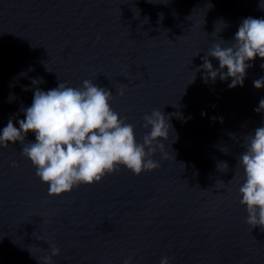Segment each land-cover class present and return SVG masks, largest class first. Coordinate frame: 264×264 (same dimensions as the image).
Wrapping results in <instances>:
<instances>
[{
	"label": "water",
	"instance_id": "obj_1",
	"mask_svg": "<svg viewBox=\"0 0 264 264\" xmlns=\"http://www.w3.org/2000/svg\"><path fill=\"white\" fill-rule=\"evenodd\" d=\"M247 17L264 18V0H0V130L10 118L19 127L35 87L86 79L112 92L138 143L154 109L171 125L151 157L158 168L136 175L121 165L60 195L19 141L0 147V264H44L53 245L50 264H264V230L246 223L238 163L245 136L264 126L254 111L264 87L253 86L264 59L247 61L234 88L231 78L205 82L200 68ZM34 140L29 132L25 143Z\"/></svg>",
	"mask_w": 264,
	"mask_h": 264
},
{
	"label": "clouds",
	"instance_id": "obj_2",
	"mask_svg": "<svg viewBox=\"0 0 264 264\" xmlns=\"http://www.w3.org/2000/svg\"><path fill=\"white\" fill-rule=\"evenodd\" d=\"M225 44H214L202 58L203 79L207 82L215 81L217 76L221 81L231 78L229 88L243 86L246 69L252 66L246 62L257 56L264 59V18H244L233 41ZM208 57L218 60L219 67L214 69ZM43 82L42 77L33 78L31 86ZM127 86L121 84L117 93L124 95ZM253 86L264 87V76L254 80ZM22 88L30 90L28 85ZM112 98L111 91L87 79L82 88L67 86L66 82L47 91L35 87L31 106L21 109L24 118L17 121L19 127L10 118L0 130V147L19 141L23 145L21 155L30 160L41 182L48 184L50 195L70 192L81 184L100 182L121 165L136 175L158 168L159 163L151 157L157 148L163 152L164 145L157 141L168 139L169 119L158 109L146 114L143 126H151V130L138 143L133 125L112 109ZM254 111H264V98ZM29 132L35 140L25 143ZM245 139L246 148L238 161L245 177L239 187L240 203L246 206V223L264 230V126L257 127ZM162 158H167V153ZM217 167L227 169L228 164L218 162ZM59 251L53 245L51 255L42 258L44 264H50ZM124 264H129L128 260ZM160 264H168V257H163Z\"/></svg>",
	"mask_w": 264,
	"mask_h": 264
}]
</instances>
